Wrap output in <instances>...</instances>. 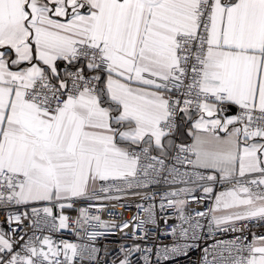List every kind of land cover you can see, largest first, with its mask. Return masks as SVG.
<instances>
[{"label":"snow or ice","instance_id":"snow-or-ice-1","mask_svg":"<svg viewBox=\"0 0 264 264\" xmlns=\"http://www.w3.org/2000/svg\"><path fill=\"white\" fill-rule=\"evenodd\" d=\"M194 249L264 264V0H0V264Z\"/></svg>","mask_w":264,"mask_h":264},{"label":"built area","instance_id":"built-area-1","mask_svg":"<svg viewBox=\"0 0 264 264\" xmlns=\"http://www.w3.org/2000/svg\"><path fill=\"white\" fill-rule=\"evenodd\" d=\"M138 199V198H137ZM130 203H133V201H129ZM111 211H122L121 209H111ZM127 218H131L136 214V208L133 206L131 209L128 210H123ZM107 219V217H104ZM71 239V237H68ZM221 238H230L227 236L221 237ZM161 239H166L164 237H161ZM107 243L112 247L116 248L117 245L120 243L119 239L116 237H110L107 241ZM210 243V241H209ZM204 243H201V249L203 248ZM202 252L199 249H194L189 251V253L186 256H181L175 259L174 261L170 262V264H200V259H201Z\"/></svg>","mask_w":264,"mask_h":264}]
</instances>
